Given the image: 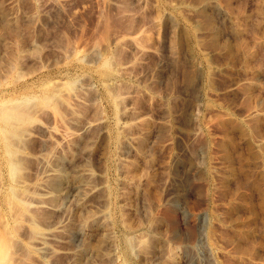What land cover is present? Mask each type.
Wrapping results in <instances>:
<instances>
[{
    "label": "rangeland",
    "instance_id": "rangeland-1",
    "mask_svg": "<svg viewBox=\"0 0 264 264\" xmlns=\"http://www.w3.org/2000/svg\"><path fill=\"white\" fill-rule=\"evenodd\" d=\"M209 262L264 264V0H0V264Z\"/></svg>",
    "mask_w": 264,
    "mask_h": 264
},
{
    "label": "bare ground",
    "instance_id": "bare-ground-1",
    "mask_svg": "<svg viewBox=\"0 0 264 264\" xmlns=\"http://www.w3.org/2000/svg\"><path fill=\"white\" fill-rule=\"evenodd\" d=\"M173 158H174V162H175V164L176 165H179V166H181V165H184V167L186 166L189 170H190V168L192 167V165H191V163L190 164H182V161H181V159L177 156V155H175V156H173ZM60 165V164H59ZM195 166V165H194ZM197 166V165H196ZM195 166V167H196ZM84 168V167H83ZM86 168V169H85ZM85 170H87V167L85 166ZM193 169V168H192ZM54 170H56V169H54ZM49 171H53L52 169H49ZM87 173V172H86ZM75 184V183H74ZM74 184H73V186H74ZM76 185V184H75ZM77 187L79 186V185H76ZM76 186H74V187H76ZM94 188V186H91V187H89V191H91L92 189ZM51 190H53V188H51ZM50 189H48V188H44L42 191L43 192H41L43 195H50V196H52L51 195V193L53 192V191H51ZM62 190H64V189H62ZM58 191H59V189H58ZM58 191H57V193H58ZM63 192V191H62ZM61 193V192H60ZM60 193H58V194H60ZM54 194H56V193H54ZM167 195H169L170 196V192H168V194ZM50 196H46V197H50ZM168 199H169V197H168ZM167 199V200H168ZM170 201V200H169ZM170 204V203H169ZM172 204V203H171ZM51 205V204H50ZM53 206H55V205H53ZM170 206V205H169ZM159 208H160V206H159ZM101 215H102V210L101 209H96L95 211H93V212H91L88 216H87V218L86 219H84V226L85 227H87L88 229H92L93 228V225L95 224V223H98V219L100 220V218H101ZM97 221V222H96ZM82 222V221H81ZM81 223H79V225H80ZM83 225V224H82ZM95 226V225H94ZM82 227V226H81ZM81 227H80V229L79 230H81ZM78 228V227H77ZM84 228V227H83ZM84 230V229H83ZM78 231V230H77ZM74 233V232H73ZM78 233V232H77ZM81 248H82V245L80 246ZM85 247V246H84ZM88 248V247H87ZM87 248H85V249H87ZM79 249H75L74 251H78ZM80 251H83V249L81 250H79L78 252H80ZM85 252V251H84ZM77 256V255H76ZM81 256V255H80ZM208 264V263H207ZM209 264H210V262H209Z\"/></svg>",
    "mask_w": 264,
    "mask_h": 264
}]
</instances>
